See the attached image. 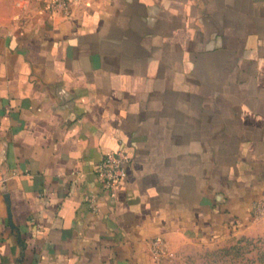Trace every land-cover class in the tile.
Listing matches in <instances>:
<instances>
[{
	"label": "crops",
	"instance_id": "crops-1",
	"mask_svg": "<svg viewBox=\"0 0 264 264\" xmlns=\"http://www.w3.org/2000/svg\"><path fill=\"white\" fill-rule=\"evenodd\" d=\"M120 143L110 197L93 170ZM0 161V264H154L158 238L250 222L264 0H0Z\"/></svg>",
	"mask_w": 264,
	"mask_h": 264
},
{
	"label": "rangeland",
	"instance_id": "rangeland-1",
	"mask_svg": "<svg viewBox=\"0 0 264 264\" xmlns=\"http://www.w3.org/2000/svg\"><path fill=\"white\" fill-rule=\"evenodd\" d=\"M4 175L0 161V190ZM152 253L154 264H253L264 254V212L244 225L230 222L216 235L161 241Z\"/></svg>",
	"mask_w": 264,
	"mask_h": 264
},
{
	"label": "built area",
	"instance_id": "built-area-1",
	"mask_svg": "<svg viewBox=\"0 0 264 264\" xmlns=\"http://www.w3.org/2000/svg\"><path fill=\"white\" fill-rule=\"evenodd\" d=\"M38 2L44 9L51 12H59L64 16L71 13V5L73 0H16V5L20 8L27 7L31 2ZM131 157L127 152L125 146L120 143L118 148L114 151L106 153L94 166V174L97 179L100 189L106 192L110 197H114L117 186L121 180L126 176L127 165ZM77 177L81 176L79 172H72ZM95 193L89 195L91 207L96 208L94 200ZM161 240L158 238L153 241L152 246L159 244Z\"/></svg>",
	"mask_w": 264,
	"mask_h": 264
},
{
	"label": "trees",
	"instance_id": "trees-1",
	"mask_svg": "<svg viewBox=\"0 0 264 264\" xmlns=\"http://www.w3.org/2000/svg\"><path fill=\"white\" fill-rule=\"evenodd\" d=\"M254 263H258V264H264V254H261L258 258V260H254ZM253 263V264H254Z\"/></svg>",
	"mask_w": 264,
	"mask_h": 264
}]
</instances>
